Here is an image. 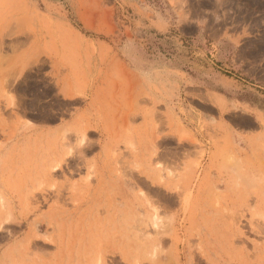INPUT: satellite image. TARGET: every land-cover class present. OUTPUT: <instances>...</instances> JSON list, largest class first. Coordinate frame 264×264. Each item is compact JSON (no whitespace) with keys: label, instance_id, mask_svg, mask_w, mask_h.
Here are the masks:
<instances>
[{"label":"rangeland","instance_id":"rangeland-1","mask_svg":"<svg viewBox=\"0 0 264 264\" xmlns=\"http://www.w3.org/2000/svg\"><path fill=\"white\" fill-rule=\"evenodd\" d=\"M128 2L0 0L2 264H264V112L194 138L164 127L157 78L138 110ZM170 2L224 26L228 73L264 87V0Z\"/></svg>","mask_w":264,"mask_h":264},{"label":"crops","instance_id":"crops-1","mask_svg":"<svg viewBox=\"0 0 264 264\" xmlns=\"http://www.w3.org/2000/svg\"><path fill=\"white\" fill-rule=\"evenodd\" d=\"M128 1L130 38L119 60L127 67L125 77L140 84L132 93L138 110H145L146 80L157 78V112L164 113V127L176 126L194 138L201 136L202 127L225 125L231 111L252 118L264 112V87L228 73L227 53L235 44L226 38L224 26L215 28L194 15L180 20L170 0ZM150 47L155 49L154 63L146 57ZM124 95L118 96L116 106H129V96ZM57 230L61 235L60 224ZM10 242L0 244V264L9 255Z\"/></svg>","mask_w":264,"mask_h":264},{"label":"bare ground","instance_id":"bare-ground-1","mask_svg":"<svg viewBox=\"0 0 264 264\" xmlns=\"http://www.w3.org/2000/svg\"><path fill=\"white\" fill-rule=\"evenodd\" d=\"M16 47V46H15ZM18 47V46H17ZM11 49V48H10ZM14 49V48H13ZM13 49H11V50H13ZM11 68H12V66H11ZM12 73H14V72H12ZM16 84V83H15ZM24 103V102H23ZM24 105V104H23ZM26 107V106H25ZM23 151V150H22ZM48 169V168H47ZM55 169V168H54ZM2 223L3 222H0V228H2ZM105 225V224H104ZM100 236V235H99Z\"/></svg>","mask_w":264,"mask_h":264}]
</instances>
